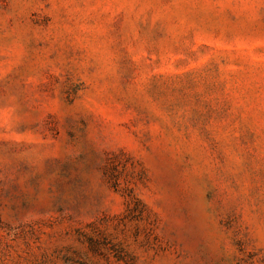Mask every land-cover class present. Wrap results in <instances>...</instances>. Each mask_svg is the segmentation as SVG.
Instances as JSON below:
<instances>
[{"label": "rangeland", "instance_id": "obj_1", "mask_svg": "<svg viewBox=\"0 0 264 264\" xmlns=\"http://www.w3.org/2000/svg\"><path fill=\"white\" fill-rule=\"evenodd\" d=\"M0 264H264V0H0Z\"/></svg>", "mask_w": 264, "mask_h": 264}]
</instances>
